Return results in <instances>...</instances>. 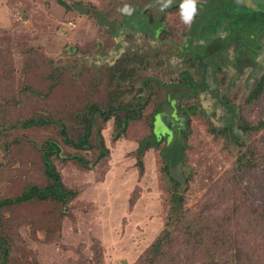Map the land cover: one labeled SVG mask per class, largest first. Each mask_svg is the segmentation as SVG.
Here are the masks:
<instances>
[{
  "label": "rangeland",
  "instance_id": "1",
  "mask_svg": "<svg viewBox=\"0 0 264 264\" xmlns=\"http://www.w3.org/2000/svg\"><path fill=\"white\" fill-rule=\"evenodd\" d=\"M163 3L0 0V199L53 184L42 162L48 141L71 191L0 209L9 264H138L164 228L174 190L244 264H264V76L247 79L249 67L229 90L213 85L211 70L209 88L194 92L204 45L183 29L181 3ZM147 8L170 29L158 39ZM135 17L145 34L137 64L138 43L124 46L122 35L135 30ZM218 52L231 76L232 53ZM30 118L48 122L24 126ZM186 246L175 263L203 264L201 249Z\"/></svg>",
  "mask_w": 264,
  "mask_h": 264
},
{
  "label": "flooded vegetation",
  "instance_id": "2",
  "mask_svg": "<svg viewBox=\"0 0 264 264\" xmlns=\"http://www.w3.org/2000/svg\"><path fill=\"white\" fill-rule=\"evenodd\" d=\"M253 1L255 2L249 3L247 6L234 7L232 5L230 7L229 0H197V11L190 26L186 24L183 25V29H190V36L195 37L194 44L201 43L204 45L203 50L199 56H197L199 58L197 62L202 67L201 78L199 81L193 79L191 82V87L194 92H196V89L203 90L209 88V86H207V84H209L207 81L208 78L211 77V70H214L217 74H214L216 83H213V85H218L220 87L229 86L231 88L229 90L236 88L235 86L237 84H243L242 78L246 75V70H248L249 67H251V69L247 71V79H250V77L263 78L264 0ZM151 2L152 1H150V3ZM177 3H182V0H179ZM177 3H175V0H171V5L173 7H175ZM144 10H146L145 12H147L148 15L147 22H151V25H154L155 29L152 30L155 32L156 38L160 30H162L163 33L170 30L168 26H159L160 16L151 8ZM155 14L156 16H154ZM209 16L211 18H209ZM139 23L140 21L135 17L133 20L135 30L129 28L122 33L125 38L123 41L125 43L124 46H128L131 43L133 48V43H138L135 62L136 60L139 62L140 57H143L141 55V48L143 47L142 37H144L143 35L145 34L139 29ZM127 40L129 42H127ZM149 43L151 48L157 44L158 41L154 39V41H149ZM210 46L212 50H210ZM228 49L229 52L232 53V58L234 60L232 63H234L236 69L231 76H227L223 67L221 68L217 65L218 59L216 58L219 50L223 52ZM122 55H125V51ZM223 60L225 61V58ZM225 63L226 61L222 64ZM187 74L190 76L188 72ZM141 85L150 89V84L148 83L144 84L141 82ZM184 85L186 84H183V86ZM252 89H255L254 86ZM223 97L224 96L220 95L221 99ZM225 110H227V103L225 104ZM230 114L232 113L230 112Z\"/></svg>",
  "mask_w": 264,
  "mask_h": 264
},
{
  "label": "trees",
  "instance_id": "3",
  "mask_svg": "<svg viewBox=\"0 0 264 264\" xmlns=\"http://www.w3.org/2000/svg\"><path fill=\"white\" fill-rule=\"evenodd\" d=\"M64 5L68 6L67 4ZM122 65L136 68L126 63ZM131 74L132 73H129V75ZM134 75L132 78H136ZM258 91L260 92L259 87L257 91L255 90V92L252 93V98L259 93ZM47 122L48 121L44 119L30 118L25 122L24 126L30 124H46ZM251 128L255 129L254 126L248 124L247 131ZM61 133L65 134L64 130H62ZM83 141L84 139L82 138L81 142L83 143ZM48 142L49 146L43 153L42 162L45 174L53 181V184L41 188L29 187L17 197L0 199V209L5 205H13L20 201L29 200L32 196L40 198L43 197V195H49L56 199H61L67 195H71V191L65 190L62 186L60 174L56 171L54 164L50 160L49 153L53 150H58V147L55 143L51 141ZM179 193L180 192H176L175 190L171 192L170 214L168 213L167 215L164 228L151 243L146 254L149 256L145 255V257L138 261V264H176L175 262L177 259H181V253L182 255L188 253L185 247H183L179 253L181 249L179 247L184 243L187 246L201 249L204 254L203 264H244L241 259L242 256H240L241 254L237 250L234 251L229 248L219 235L217 236L215 233H212V225L204 224L201 217L199 218L198 216L191 215L189 210L182 209L184 198L183 195ZM4 237L5 236H0V264H9V261L12 260L14 248ZM179 237L182 238L179 239Z\"/></svg>",
  "mask_w": 264,
  "mask_h": 264
},
{
  "label": "clouds",
  "instance_id": "4",
  "mask_svg": "<svg viewBox=\"0 0 264 264\" xmlns=\"http://www.w3.org/2000/svg\"><path fill=\"white\" fill-rule=\"evenodd\" d=\"M171 4V0H164L163 8H167ZM196 4L197 0H182V3L180 5V17L184 24L190 25L195 14H196ZM121 11L126 12V14H131L133 9L127 5Z\"/></svg>",
  "mask_w": 264,
  "mask_h": 264
},
{
  "label": "water",
  "instance_id": "5",
  "mask_svg": "<svg viewBox=\"0 0 264 264\" xmlns=\"http://www.w3.org/2000/svg\"><path fill=\"white\" fill-rule=\"evenodd\" d=\"M234 2H242V0H233ZM245 4V3H243ZM235 7V5H233Z\"/></svg>",
  "mask_w": 264,
  "mask_h": 264
}]
</instances>
